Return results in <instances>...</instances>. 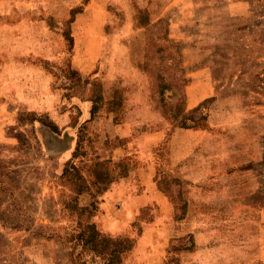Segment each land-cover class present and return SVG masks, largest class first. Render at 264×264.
Listing matches in <instances>:
<instances>
[{
    "label": "rangeland",
    "instance_id": "rangeland-1",
    "mask_svg": "<svg viewBox=\"0 0 264 264\" xmlns=\"http://www.w3.org/2000/svg\"><path fill=\"white\" fill-rule=\"evenodd\" d=\"M24 67L37 81L16 88ZM263 67L264 0H0V264H75L71 238L139 152L154 166L146 196L169 212L151 201L125 234L166 233L158 264H264V210L248 203ZM68 137L81 155L57 154Z\"/></svg>",
    "mask_w": 264,
    "mask_h": 264
},
{
    "label": "crops",
    "instance_id": "crops-1",
    "mask_svg": "<svg viewBox=\"0 0 264 264\" xmlns=\"http://www.w3.org/2000/svg\"><path fill=\"white\" fill-rule=\"evenodd\" d=\"M25 68L26 67L23 68L25 70V75L19 73L16 77L18 80V82H15L16 88L19 87L18 84L19 79L22 78L21 76H24L25 79L31 83L37 81L33 80V78L26 77V73H28V70L32 69L27 68L28 70H26ZM27 81L25 82L28 83ZM39 86L41 87L39 91L36 88L35 90H33L35 92H30L32 94L31 97L29 95L25 96L26 98H31L30 100H27V103H31L29 106L26 104H22L23 107L27 110L32 111L40 105L39 101L44 88L41 84H39ZM2 107L3 105H0V110L2 109ZM54 125L56 126L55 122ZM73 149L74 146L72 147L70 138L68 137L65 148L62 152H59L57 154L62 158L69 156L70 159ZM114 153L116 155L121 154V152ZM147 153L148 152H139V157L131 165V169L129 168V171H127V173L129 174L127 178L110 187V190L101 197L99 203L101 209L103 210V213H101V215L99 214V217H95L92 220L93 223H95L99 227L101 232L109 233L112 235L125 234V232H127V230L130 228L131 223L137 220L140 209L147 206V204H151V201H155L161 212H169L168 206L165 204V200H163V198L157 193L149 195V198L146 196V192L149 190V186L146 182L148 181L150 174L154 170V166L152 163L150 165H146L145 170L144 168L142 169L141 164L151 158V156ZM137 178L140 179L141 185H144L146 187L143 193L132 192L134 190L133 186L135 185V180H137ZM113 204L114 206L117 205V208L112 207ZM153 225L156 226L157 224L153 223ZM123 236H132L136 239L133 249L128 252L135 255L136 263L158 264L159 255H161L165 246L164 241L166 239V233L162 234L159 228H149V230L147 231H141L138 236L135 233L134 235L125 234Z\"/></svg>",
    "mask_w": 264,
    "mask_h": 264
},
{
    "label": "trees",
    "instance_id": "trees-1",
    "mask_svg": "<svg viewBox=\"0 0 264 264\" xmlns=\"http://www.w3.org/2000/svg\"><path fill=\"white\" fill-rule=\"evenodd\" d=\"M66 41L68 44L71 43V38L66 36ZM264 70V67H263ZM207 99H204L202 102H206ZM201 102V103H202ZM198 103L195 108L191 111L194 112L201 105ZM97 106L92 103L89 109V119L96 113ZM27 114V112H25ZM31 115V113H30ZM40 118H28L26 122H38L45 128L49 130V132L53 135H59L57 127L50 121L43 123ZM198 120H204V116H199ZM19 122H25V120H21L20 116L18 117ZM196 123V122H193ZM192 127V126H191ZM186 128H189L186 127ZM78 140L75 142L74 149L71 153V158H75L78 155H81L82 152L78 153L79 145ZM264 161V157H263ZM248 169H252V166ZM257 190L256 193L251 195L248 199L249 205L253 209H263L264 210V162L261 165V168L257 172ZM105 188L101 189V194L103 195L107 193L109 190L105 191ZM135 222L131 223V226H134ZM140 230H136V235L138 236ZM75 243L77 246V250H75V254L69 253V256L73 258V263L75 264H121L122 256L128 252H130L136 242L135 237L132 236H123V235H115L112 236L109 233L101 232L93 222H87L79 232H77L69 242ZM192 243L190 242L187 247H184V250H188L192 247ZM74 249V248H73ZM71 249V250H73ZM74 251V250H73ZM85 254V259H82V254ZM73 256V257H72ZM96 259V260H94Z\"/></svg>",
    "mask_w": 264,
    "mask_h": 264
}]
</instances>
